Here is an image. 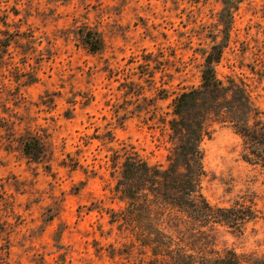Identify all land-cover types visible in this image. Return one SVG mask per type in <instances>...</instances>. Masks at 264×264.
Instances as JSON below:
<instances>
[{
    "label": "rangeland",
    "instance_id": "obj_1",
    "mask_svg": "<svg viewBox=\"0 0 264 264\" xmlns=\"http://www.w3.org/2000/svg\"><path fill=\"white\" fill-rule=\"evenodd\" d=\"M219 8V0H0V43L13 42L0 48L5 264H124L129 241L108 215L124 207L112 194L114 152L129 146L165 166L172 100L199 85L202 53L219 41ZM82 26L99 33L101 51L75 38ZM216 73L244 80L264 114V0L239 5ZM31 138L39 144L26 156ZM201 147L207 201L256 211L242 234L217 226L208 244L264 264V167L242 159L228 125H212ZM110 247L120 252L114 260Z\"/></svg>",
    "mask_w": 264,
    "mask_h": 264
},
{
    "label": "trees",
    "instance_id": "obj_2",
    "mask_svg": "<svg viewBox=\"0 0 264 264\" xmlns=\"http://www.w3.org/2000/svg\"><path fill=\"white\" fill-rule=\"evenodd\" d=\"M244 1L219 0V41L212 39L211 46L202 53L200 83L172 100L165 166L150 164L129 146L114 152L119 171L112 194L124 207L108 215L109 223L129 241L124 264H252L251 258L245 260L232 249H214L207 239L208 232L217 226L242 234L256 219V211L239 204L213 206L201 189L205 176L201 143L210 137L214 124L230 126L243 141L242 159L264 167V114L254 104L244 80L235 75L222 79L216 73L234 14ZM73 34L88 52L102 50L98 32L82 26ZM12 43H0V48L6 49ZM38 144L32 138L24 142V154L29 156ZM0 230V264H5L8 247L3 244L4 231ZM107 254L110 260L120 256L113 247Z\"/></svg>",
    "mask_w": 264,
    "mask_h": 264
}]
</instances>
